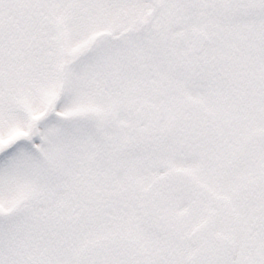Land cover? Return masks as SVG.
Segmentation results:
<instances>
[{
	"label": "snow or ice",
	"instance_id": "1",
	"mask_svg": "<svg viewBox=\"0 0 264 264\" xmlns=\"http://www.w3.org/2000/svg\"><path fill=\"white\" fill-rule=\"evenodd\" d=\"M0 264H264V0H0Z\"/></svg>",
	"mask_w": 264,
	"mask_h": 264
}]
</instances>
